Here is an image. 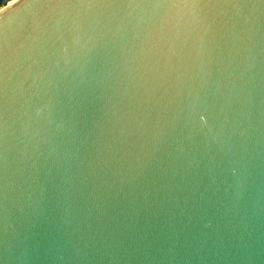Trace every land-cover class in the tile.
Wrapping results in <instances>:
<instances>
[{
    "label": "water",
    "instance_id": "95a60500",
    "mask_svg": "<svg viewBox=\"0 0 264 264\" xmlns=\"http://www.w3.org/2000/svg\"><path fill=\"white\" fill-rule=\"evenodd\" d=\"M0 264H264V0L8 2Z\"/></svg>",
    "mask_w": 264,
    "mask_h": 264
},
{
    "label": "trees",
    "instance_id": "16d2710c",
    "mask_svg": "<svg viewBox=\"0 0 264 264\" xmlns=\"http://www.w3.org/2000/svg\"><path fill=\"white\" fill-rule=\"evenodd\" d=\"M5 0H0V8L4 5Z\"/></svg>",
    "mask_w": 264,
    "mask_h": 264
},
{
    "label": "bare ground",
    "instance_id": "6f19581e",
    "mask_svg": "<svg viewBox=\"0 0 264 264\" xmlns=\"http://www.w3.org/2000/svg\"><path fill=\"white\" fill-rule=\"evenodd\" d=\"M12 1H13V0H9L8 2H12ZM6 4H7V3H4L3 7H1L0 10H1L2 8H4V7L6 6Z\"/></svg>",
    "mask_w": 264,
    "mask_h": 264
},
{
    "label": "clouds",
    "instance_id": "9594fccd",
    "mask_svg": "<svg viewBox=\"0 0 264 264\" xmlns=\"http://www.w3.org/2000/svg\"><path fill=\"white\" fill-rule=\"evenodd\" d=\"M5 3H7V0H5Z\"/></svg>",
    "mask_w": 264,
    "mask_h": 264
},
{
    "label": "rangeland",
    "instance_id": "374dc122",
    "mask_svg": "<svg viewBox=\"0 0 264 264\" xmlns=\"http://www.w3.org/2000/svg\"><path fill=\"white\" fill-rule=\"evenodd\" d=\"M9 0H7V3H8ZM3 7V6H2Z\"/></svg>",
    "mask_w": 264,
    "mask_h": 264
}]
</instances>
